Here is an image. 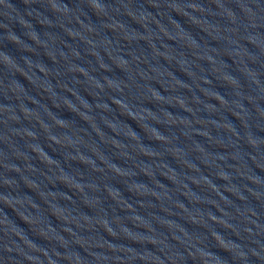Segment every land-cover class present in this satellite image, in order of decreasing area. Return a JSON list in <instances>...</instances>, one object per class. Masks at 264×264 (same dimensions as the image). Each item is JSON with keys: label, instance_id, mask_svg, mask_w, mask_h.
Returning a JSON list of instances; mask_svg holds the SVG:
<instances>
[{"label": "water", "instance_id": "obj_1", "mask_svg": "<svg viewBox=\"0 0 264 264\" xmlns=\"http://www.w3.org/2000/svg\"><path fill=\"white\" fill-rule=\"evenodd\" d=\"M0 264H264V0H0Z\"/></svg>", "mask_w": 264, "mask_h": 264}]
</instances>
